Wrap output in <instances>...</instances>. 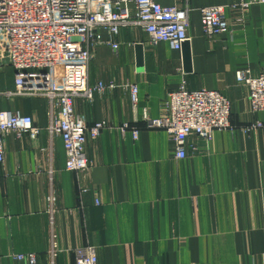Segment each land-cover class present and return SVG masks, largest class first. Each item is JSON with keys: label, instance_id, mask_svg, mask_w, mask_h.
I'll return each instance as SVG.
<instances>
[{"label": "crops", "instance_id": "1", "mask_svg": "<svg viewBox=\"0 0 264 264\" xmlns=\"http://www.w3.org/2000/svg\"><path fill=\"white\" fill-rule=\"evenodd\" d=\"M156 1L189 9L190 41L181 51L154 46L147 33L129 27L121 30L117 51L97 48L88 84L116 88L74 100L89 126L106 124L88 141L87 172L65 170L64 144L47 131L44 98L0 100V109L31 116L41 129L36 140L4 138L0 264H25L18 254L49 264L54 239L61 251L56 264H75L73 250L89 245L97 248L99 264H264V112L252 111L248 89L235 76L264 73V3H252L242 21L230 6L253 0ZM219 6L232 33L207 39L200 11ZM137 45L144 48L141 59ZM8 77L0 90L14 89ZM182 82L190 91L228 98L235 129L215 132L209 142L190 137L188 156L178 159L166 131L148 128L145 116H163ZM254 122L263 127L244 133Z\"/></svg>", "mask_w": 264, "mask_h": 264}, {"label": "built area", "instance_id": "2", "mask_svg": "<svg viewBox=\"0 0 264 264\" xmlns=\"http://www.w3.org/2000/svg\"><path fill=\"white\" fill-rule=\"evenodd\" d=\"M254 2H241L230 8L246 13ZM225 7L202 8L201 22L207 39L232 33ZM190 11L164 7L156 0H0V70L14 72L12 91L0 90L2 98H44L48 107L47 131L61 138L65 154V170L85 173L91 163L87 154L90 140H97L106 127L104 122L89 126L86 118L75 112L74 100H91L116 88L114 83L88 84V72L98 47L119 49L117 38L123 28H138L147 33L154 46L167 43L176 51L190 41ZM107 35L106 38L104 35ZM8 67V68H7ZM239 84L248 89L253 112H264V73L253 76L245 71L235 74ZM133 104L138 103V88L130 86ZM150 129H163L173 141L178 159L188 156L189 139L196 136L211 141L215 132L234 130L231 102L220 92L202 89L190 91L182 82L164 104L158 119L145 116ZM263 127L254 122L243 128L249 134ZM29 136L36 140L41 129L31 116L0 109V165L5 162L4 138ZM137 137V131L134 132ZM86 190H84L85 192ZM96 204L101 205L96 199ZM61 253L54 239L48 252L49 264H56ZM75 264H99L93 245L73 251ZM15 259L25 264H38L35 254H18Z\"/></svg>", "mask_w": 264, "mask_h": 264}, {"label": "rangeland", "instance_id": "3", "mask_svg": "<svg viewBox=\"0 0 264 264\" xmlns=\"http://www.w3.org/2000/svg\"><path fill=\"white\" fill-rule=\"evenodd\" d=\"M231 9V8H230ZM8 68V67H7ZM12 73V77L14 76V72H3L2 70H0V84L2 83V87L3 88H1V89H4L5 87H6V85H8V83L7 82H9V77H8V75L9 74H11ZM6 77H8V78H6ZM7 79V81L5 82V80ZM11 82V81H10ZM9 82V83H10ZM2 91H4V90H2ZM14 98H17V97H14ZM5 99H7V98H5ZM11 99H13V98H11ZM11 99H9V100H11ZM74 251V250H73ZM75 255V254H74ZM75 261H76V257H75Z\"/></svg>", "mask_w": 264, "mask_h": 264}, {"label": "water", "instance_id": "4", "mask_svg": "<svg viewBox=\"0 0 264 264\" xmlns=\"http://www.w3.org/2000/svg\"><path fill=\"white\" fill-rule=\"evenodd\" d=\"M136 51H137V54H138V58L141 59L143 54H144L143 45H137L136 46Z\"/></svg>", "mask_w": 264, "mask_h": 264}]
</instances>
